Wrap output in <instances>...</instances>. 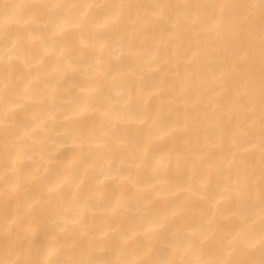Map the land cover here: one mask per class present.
Masks as SVG:
<instances>
[{"label":"bare ground","instance_id":"1","mask_svg":"<svg viewBox=\"0 0 264 264\" xmlns=\"http://www.w3.org/2000/svg\"><path fill=\"white\" fill-rule=\"evenodd\" d=\"M0 264H264V0H0Z\"/></svg>","mask_w":264,"mask_h":264}]
</instances>
